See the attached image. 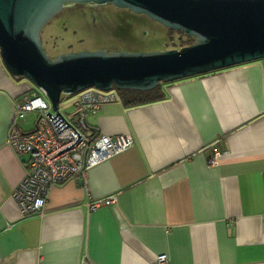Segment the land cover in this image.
<instances>
[{
	"label": "crops",
	"instance_id": "0c3cea01",
	"mask_svg": "<svg viewBox=\"0 0 264 264\" xmlns=\"http://www.w3.org/2000/svg\"><path fill=\"white\" fill-rule=\"evenodd\" d=\"M24 78L0 57V264H160V252L164 264H264L262 58L165 81L159 99L118 94L87 111V132L129 131L132 144L84 181L52 184L31 214L13 196L28 154L6 142L13 121L35 127L37 117H14Z\"/></svg>",
	"mask_w": 264,
	"mask_h": 264
},
{
	"label": "water",
	"instance_id": "95a60500",
	"mask_svg": "<svg viewBox=\"0 0 264 264\" xmlns=\"http://www.w3.org/2000/svg\"><path fill=\"white\" fill-rule=\"evenodd\" d=\"M146 12L195 35L158 50L79 49L47 54L40 30L73 2H105ZM0 57L13 75L41 87L58 112L61 93L87 86L149 88L234 63L264 60V0H0Z\"/></svg>",
	"mask_w": 264,
	"mask_h": 264
},
{
	"label": "built area",
	"instance_id": "2783aa9c",
	"mask_svg": "<svg viewBox=\"0 0 264 264\" xmlns=\"http://www.w3.org/2000/svg\"><path fill=\"white\" fill-rule=\"evenodd\" d=\"M34 87L29 84L15 96L14 117L36 110L35 127L24 130L13 121L6 136V142L16 152L28 154L22 177L13 189V196L23 214L42 210L52 184L71 177L84 181L88 167L126 149L133 142L129 131L115 134L102 130L86 131V112L96 111L106 101L117 98L116 87L103 89L91 85L76 91L75 109L69 118L60 108L61 114L52 108L51 100L41 87ZM219 153L220 150L214 151L212 162ZM114 199L115 196H110L104 200L110 202ZM99 203V199L88 202L91 206ZM156 261L164 264L166 253H158Z\"/></svg>",
	"mask_w": 264,
	"mask_h": 264
},
{
	"label": "rangeland",
	"instance_id": "374dc122",
	"mask_svg": "<svg viewBox=\"0 0 264 264\" xmlns=\"http://www.w3.org/2000/svg\"><path fill=\"white\" fill-rule=\"evenodd\" d=\"M40 35L44 49L52 57L63 51L101 47L144 51L179 47L181 37H185L182 31L146 12L111 1L65 4L44 23ZM24 79L32 85L30 79ZM116 90L118 94L122 92L121 88L116 87ZM75 95L76 92H62L58 101V108L68 118L75 109ZM25 113L24 118H30L33 124L38 112Z\"/></svg>",
	"mask_w": 264,
	"mask_h": 264
},
{
	"label": "trees",
	"instance_id": "16d2710c",
	"mask_svg": "<svg viewBox=\"0 0 264 264\" xmlns=\"http://www.w3.org/2000/svg\"><path fill=\"white\" fill-rule=\"evenodd\" d=\"M185 34V37H181L179 45L191 43L195 40V35L188 34L181 28H177ZM172 40V39H171ZM214 70V69H212ZM211 71V70H208ZM206 72V71H204ZM165 80H159L154 86L149 88H136V87H123L122 92H119L120 96L126 103H141L145 101L159 99L164 96V90L162 84Z\"/></svg>",
	"mask_w": 264,
	"mask_h": 264
},
{
	"label": "flooded vegetation",
	"instance_id": "af4514ba",
	"mask_svg": "<svg viewBox=\"0 0 264 264\" xmlns=\"http://www.w3.org/2000/svg\"><path fill=\"white\" fill-rule=\"evenodd\" d=\"M93 3V2H92Z\"/></svg>",
	"mask_w": 264,
	"mask_h": 264
}]
</instances>
